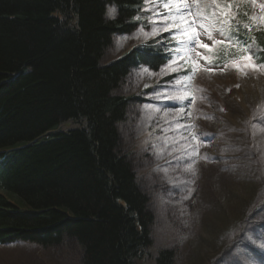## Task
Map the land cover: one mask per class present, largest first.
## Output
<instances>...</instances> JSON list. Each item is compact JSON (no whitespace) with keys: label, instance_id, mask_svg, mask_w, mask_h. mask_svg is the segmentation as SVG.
<instances>
[{"label":"trees","instance_id":"16d2710c","mask_svg":"<svg viewBox=\"0 0 264 264\" xmlns=\"http://www.w3.org/2000/svg\"><path fill=\"white\" fill-rule=\"evenodd\" d=\"M228 2L237 41L214 63L246 57L255 41L264 65V31L246 29V3ZM143 3L0 0V246L70 245L81 264H144L154 215L118 128L139 98L118 90L133 69L159 72L169 55L152 41L103 62L114 36L135 31ZM263 210L257 203L246 225ZM175 257L160 249L156 264Z\"/></svg>","mask_w":264,"mask_h":264},{"label":"rangeland","instance_id":"374dc122","mask_svg":"<svg viewBox=\"0 0 264 264\" xmlns=\"http://www.w3.org/2000/svg\"><path fill=\"white\" fill-rule=\"evenodd\" d=\"M145 1L146 19L134 32L114 36L103 56L112 61L153 39L172 56L159 72L133 69L118 90L139 98L118 128L122 154L154 215L143 263L156 264L158 251L168 248L174 264H264V232L245 223L264 199V71L246 67L251 62L243 58L213 63L222 42L231 44L222 31L224 2ZM243 2L264 28L261 7ZM179 3L190 5L191 15L179 12ZM259 51L252 44L246 56ZM170 74L173 81L163 80ZM63 246H0V264H81L78 249Z\"/></svg>","mask_w":264,"mask_h":264},{"label":"snow or ice","instance_id":"6c2138e0","mask_svg":"<svg viewBox=\"0 0 264 264\" xmlns=\"http://www.w3.org/2000/svg\"><path fill=\"white\" fill-rule=\"evenodd\" d=\"M194 2H198V0H194ZM164 7L165 8H168L169 7V4L168 3H165L164 4ZM260 7L262 9H264V5H261ZM180 10H184V11H186V13L188 15H191V7H190V5L184 4V5L179 6L178 11H180ZM114 13H115V9H109V11H108V15L109 16H113ZM194 22L195 21L193 20L192 23H194ZM201 27H203V26L201 25ZM209 38H211V34L210 33H209ZM217 43H220V42H217ZM202 46L205 47V48L208 47V45H202ZM244 51H247V50L245 49ZM243 59L251 62L250 64L246 65V67H251L252 69L257 70V71H264V65H258V64H256L255 61H254V59H253V56L252 55H248V56L244 57ZM234 66H236V65H234ZM238 70L243 71L242 69H239V67H238ZM243 74H247V73L244 72ZM145 87H147V85H145ZM237 87H239V85H237Z\"/></svg>","mask_w":264,"mask_h":264},{"label":"bare ground","instance_id":"6f19581e","mask_svg":"<svg viewBox=\"0 0 264 264\" xmlns=\"http://www.w3.org/2000/svg\"><path fill=\"white\" fill-rule=\"evenodd\" d=\"M256 5H259V6L264 5V0H255V6ZM261 11L264 12V9L261 8Z\"/></svg>","mask_w":264,"mask_h":264}]
</instances>
